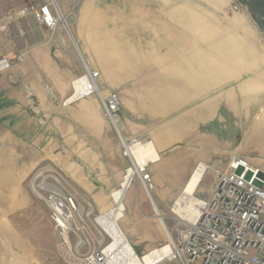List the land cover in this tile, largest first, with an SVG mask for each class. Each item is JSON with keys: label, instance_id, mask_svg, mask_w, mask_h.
<instances>
[{"label": "rangeland", "instance_id": "obj_1", "mask_svg": "<svg viewBox=\"0 0 264 264\" xmlns=\"http://www.w3.org/2000/svg\"><path fill=\"white\" fill-rule=\"evenodd\" d=\"M151 1H154L151 7L157 10V1ZM55 2L68 18L82 56L93 69L100 72L103 90L119 96L120 115L128 124L129 132L131 133L133 129L142 131V135L136 136L137 138L128 139L121 129L123 138L128 141L153 140L160 155V161L150 166L156 184L151 197L158 212L143 187L133 185L123 202L126 205L125 218L118 223L139 254H147L167 242L161 217L169 233L173 237L176 236L177 222L174 220L171 208L185 191L184 187L199 163L208 164L213 168L205 174L197 191L204 199L211 198L220 175L227 170L233 157L243 158L253 167L261 170L264 179V68L253 70L259 75L258 77L246 76L238 83L200 81L204 80L202 77L205 78V72L213 71L217 73L213 78L214 81H225L227 76H222V72L230 69H216L213 66L220 64V61L228 56L232 58L240 54L242 57L245 56L247 63L264 64V33L257 26L249 9L245 8L244 11L249 13L252 19L250 18L249 23L241 27L238 25L240 16L227 10L222 15V24L229 31L226 33L223 28L222 39L227 38L222 44V50L223 48L225 50L223 56L218 51L220 46L213 39L208 43V47L196 43V46L191 48L194 52H183L180 59L179 53L175 56L172 53L173 40L162 37L158 38L160 42H155L156 45L143 55V60L137 58L134 52L125 53V36L118 38V44L108 41L109 43H104L105 46L102 44L99 47L93 45V40L96 38L81 34L79 18L86 0H73L67 10L62 7L60 0ZM96 9L108 14L117 12L118 15L121 13L124 15L126 12L124 0H104ZM0 21L4 27L2 31H6L8 21ZM90 23L93 22H85L86 29L87 26L89 28ZM115 23L104 22L107 28H112ZM118 23L120 28H124V21ZM52 32L58 34L60 30ZM58 36L64 46L68 43L69 56L77 68L76 71L81 70L83 74V65L76 47L65 37ZM140 39L146 42L144 45H147L156 38ZM175 61L182 66L180 67ZM192 65L198 67L190 68ZM201 66H209L207 68L211 69H201ZM78 77H74L73 80ZM194 79L199 80L194 81L196 84H191L190 80ZM53 97L55 108L61 105L59 108L62 110L58 113L55 111L52 120L55 126L52 151L45 156V153L41 152L42 147L39 146L37 169L27 182L31 205L24 208V211H10V206L14 204L13 198L0 196V264H75V261H68L63 253H60L58 236L48 206L40 199L41 196L36 195L33 187V185H36V189L42 187V182L33 183V178L39 170L46 167L60 174L67 183V192L77 197L79 213L84 218V222L77 220L81 222V230L74 234L73 242H77L78 236L91 238V246L84 248L82 253L98 247L100 237L95 218L99 215L100 201L96 202V198L82 189L62 170V162L68 159V148L73 147L71 157L75 163L80 161L78 167L85 170L88 180L94 182L92 178L96 179V173L92 171L94 169L91 166L84 164V160L89 158L94 161L97 154L102 155L99 135L90 131L91 124L86 120L85 111L80 109V105L73 104L67 109L64 107L68 106H64L63 102L69 97L64 101L58 96ZM215 97L217 100H213ZM228 97L229 100L226 99ZM97 107L100 109L103 124H108L109 121L104 116L103 106L98 98ZM231 107L234 109L230 110ZM37 119L39 125H46L47 118L38 115ZM50 121L51 119H48V122ZM61 128L69 133H61ZM110 128L120 144L118 134L114 129L112 130V126ZM67 138H70L69 141ZM127 167L128 163L125 170ZM242 170L241 168L238 174ZM250 177L251 174L248 173L246 178L250 179ZM103 200H107L108 207H115L111 196L104 197Z\"/></svg>", "mask_w": 264, "mask_h": 264}, {"label": "crops", "instance_id": "obj_2", "mask_svg": "<svg viewBox=\"0 0 264 264\" xmlns=\"http://www.w3.org/2000/svg\"><path fill=\"white\" fill-rule=\"evenodd\" d=\"M60 1L66 10L73 2ZM103 1L86 0L79 18L81 34L96 38L92 39L93 45L99 47L109 42L118 44V38L125 36V53L134 52L140 59H143V55L156 45L155 42H160L158 38L162 37L173 40L172 53L174 56L179 53L180 59L181 53L194 52L191 48L196 46V43L208 47V43L213 39L220 46L218 51L223 56L225 50L224 48L222 50V44L227 39H222L223 28L226 33L229 31L221 19L227 8L236 4L241 5L239 12L232 13L240 16L239 27L248 24L250 18L252 19V15L249 16V13L244 11L246 7L240 0H156L157 10L151 7L154 3L151 0H124L126 6L124 15L122 13L118 15L117 12L101 13L96 8L101 6ZM35 2L43 5L48 0H0V20L8 21L7 30L0 29V59H7L12 65L11 69L0 73V196L13 198L14 204L10 206V211L15 212L24 211V208L31 205L27 182L37 169L39 146L42 147L41 152L48 156L54 145L55 126L52 120L55 111L58 113L62 109L59 108L60 104L55 108L53 96H58L63 101L67 99L72 93L74 77L82 74L81 70L76 71L77 68L69 56L68 43L64 46L58 35L64 36L60 33L54 34L32 14L22 12L26 6ZM107 21L116 23L111 26L112 28H107L104 24ZM118 21L125 22L124 28L119 27ZM85 22L93 23L86 29ZM146 37H154L157 40L144 45L146 42L140 38ZM135 46L139 48H134ZM18 58H22V61H18ZM220 62L213 68L230 69L222 72V76H227L226 82L214 81L213 78L217 74L214 71L205 72V78L202 77L204 80L200 81L238 83L246 76L258 77L253 70L264 68L262 62L247 63L245 56L242 57L240 54L232 58L225 57ZM197 67L192 65L190 68ZM207 67L209 66L200 68L211 69ZM198 80H190V83ZM104 93L107 94L109 91L104 90ZM226 99L229 100L230 97ZM213 100H217L216 97ZM76 105H80V109L85 111L86 120L92 127L90 131L99 135L102 155L97 154L94 161L89 158L84 160V164L91 166L94 169L92 171L96 173V179L92 178L94 182L88 180L85 170L78 167L80 161L74 162L71 157L73 147L68 148V159L62 162V170L96 198V202L100 201L98 211L99 214H103L112 209L103 198L108 196L112 198V193L121 187L128 160L123 155L118 139H115L110 130L111 125L103 124L100 109L97 107V98L90 97L75 103L74 106ZM64 108L68 109L69 106ZM233 109L234 107L230 108ZM38 115L47 118L46 125H39ZM48 119L51 121L48 122ZM120 122L126 138L134 139L142 135L140 129H133L130 133L129 126L121 115ZM61 133L68 134L69 131L62 129ZM68 139L70 138H67V141Z\"/></svg>", "mask_w": 264, "mask_h": 264}, {"label": "built area", "instance_id": "obj_3", "mask_svg": "<svg viewBox=\"0 0 264 264\" xmlns=\"http://www.w3.org/2000/svg\"><path fill=\"white\" fill-rule=\"evenodd\" d=\"M240 10L239 4L227 8L232 13ZM23 13H31L39 23L52 31L60 30L67 41L76 47L83 74L73 81L72 94L63 105L70 106L90 97L100 100L104 116L118 134L123 155L128 160L125 181L129 179V188L141 185L151 197L156 184L150 166L155 163L138 162L128 147L134 145L135 140L128 141L122 136L120 98L116 93L104 94L100 72L93 69L82 56L76 35L59 5L55 0L43 5L36 3L28 6ZM0 29H4L1 21ZM18 61H22V58H18ZM11 67L7 59H0V73ZM145 141L150 140H139ZM200 166L201 163L196 170ZM205 168L203 176L213 170L208 164ZM241 168L243 170L238 174ZM39 171V175H36ZM39 171L33 183H43L37 191L50 211L58 236V249L75 264H264V179L259 170L243 158H231L210 199L200 197L197 189L189 199L183 191L171 208L177 222L176 236L171 235L164 245L147 254H139L124 234L111 233L102 226L101 219L114 212L115 207L96 216L100 237L98 247L82 253L84 248L91 246L92 240L78 236L77 242H73L74 234L81 230V222H84L76 195L67 192V183L56 171L47 167ZM248 173L251 174L250 179L246 178ZM192 207H195V215H185ZM148 256H152L149 263L145 260Z\"/></svg>", "mask_w": 264, "mask_h": 264}, {"label": "bare ground", "instance_id": "obj_4", "mask_svg": "<svg viewBox=\"0 0 264 264\" xmlns=\"http://www.w3.org/2000/svg\"><path fill=\"white\" fill-rule=\"evenodd\" d=\"M80 101H82V100H80ZM128 147H130V150L133 152V154H134V156L138 162L149 161V162H153L156 164L160 161V155L155 148V144H154L153 140L145 141V142H139V140H135L134 145L128 146ZM205 165L206 164L201 163V166L197 170H195L194 173H192V175L190 176L188 183L186 184L185 191H184L185 196L187 198L190 199V195L195 193L196 189L198 191V188H200L201 183H202L203 178H204L203 173L206 169ZM259 174H262L261 170H259ZM41 185L43 186V183H41ZM33 187L36 191L35 192L36 195L38 197H40L41 194L37 191L36 185H33ZM131 187H133V185ZM131 187L129 188V179L127 178L125 181V178H124V180L121 184V187L112 193V200H113V203L115 204L116 210L114 212L108 214L103 219H101L102 220L101 221L102 226L107 231H109L111 233L116 232L118 234H121V233L124 234L118 223H119V221H121L124 218V213H125L126 209H125V205L123 202L125 200V197H126L128 191L131 189ZM144 191L147 193V190H144ZM152 203H153V206L155 207L156 211L158 212V209H157L156 204L154 203V200ZM113 208L111 210H113ZM90 214H91V212H90ZM185 215L193 217L195 215V207L188 209L187 212L185 213ZM161 222H162L164 229L166 231L167 241H168L169 238H171V234L167 230L162 217H161ZM150 259H152V256H150V257L148 256L145 260L147 263H149Z\"/></svg>", "mask_w": 264, "mask_h": 264}, {"label": "water", "instance_id": "obj_5", "mask_svg": "<svg viewBox=\"0 0 264 264\" xmlns=\"http://www.w3.org/2000/svg\"><path fill=\"white\" fill-rule=\"evenodd\" d=\"M249 9L257 26L264 33V0H240Z\"/></svg>", "mask_w": 264, "mask_h": 264}]
</instances>
